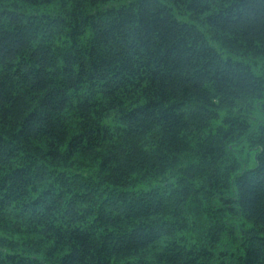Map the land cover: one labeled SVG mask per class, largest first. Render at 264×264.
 <instances>
[{"label": "trees", "instance_id": "1", "mask_svg": "<svg viewBox=\"0 0 264 264\" xmlns=\"http://www.w3.org/2000/svg\"><path fill=\"white\" fill-rule=\"evenodd\" d=\"M0 264H264V0H0Z\"/></svg>", "mask_w": 264, "mask_h": 264}]
</instances>
